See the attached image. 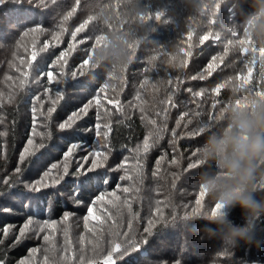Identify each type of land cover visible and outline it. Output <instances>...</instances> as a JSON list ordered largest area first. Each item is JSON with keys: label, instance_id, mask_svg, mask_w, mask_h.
Instances as JSON below:
<instances>
[{"label": "trees", "instance_id": "16d2710c", "mask_svg": "<svg viewBox=\"0 0 264 264\" xmlns=\"http://www.w3.org/2000/svg\"><path fill=\"white\" fill-rule=\"evenodd\" d=\"M47 2L46 8L34 7L28 0L19 4L9 0L0 6V92L5 94V100L8 86L12 84V81L5 80V75H18L9 70L8 64L17 51L16 41L22 30L36 24L44 25L48 31L39 39L51 40V32L58 31L56 25L60 16L75 7V0ZM252 10L250 0H79L78 11L69 21L68 31L59 46L38 57L40 66L46 69L55 55L67 50L68 43L77 45L69 59L67 78L62 84L52 86L54 90H62L64 95L57 103V110L51 119L45 117L52 99H55L54 91L45 94L43 87L36 84H29L25 91L20 92L18 102L5 103L0 108V120H3L0 132L5 133L0 136V191L3 192L0 195V239H3L4 226H15L11 236L0 245V259L6 264H19V260L27 257L30 249L38 248L40 251L36 256L39 264H43V234L37 236L31 232L22 243L11 247L15 236L19 234V227L28 218H38L30 211L31 200L28 198L42 195L41 222L45 218L62 220L63 213H69L67 225L72 249L68 253L69 261L62 264H76L71 260V252L75 251L78 260L81 235L85 237V245L91 248L87 241L92 238V234L83 228V217L87 215L88 206L100 191L115 190L119 184L121 187L134 186L139 191L127 194L131 212L125 205L121 206L118 213L111 209L119 224L117 230L121 233L129 231L131 219L135 235L145 237L147 244L141 239L140 254L137 255L133 249L131 257L118 256L117 264H198L194 253L201 251L207 253L205 260L215 259V264H252L253 261L264 264V250L257 253L239 249L217 254L213 242L197 243L191 231L185 233L181 229L173 230L170 226L173 211L177 215L185 210L191 211L199 196L193 186L199 169L188 168L195 160L193 153L203 140L202 136H198L199 129L204 126L212 130L222 127L223 122L219 117L232 104L246 100L264 101V48L250 47L245 39L243 21ZM156 13L161 14L159 20L155 18ZM142 16L145 17L143 20ZM81 26L84 31L73 41L71 31L74 33ZM85 48H88L86 58ZM224 51L228 52L224 61L216 60L210 71H207L212 57L221 56ZM116 52L123 59H113ZM23 55L21 48L19 56ZM84 58L85 65L81 69L83 76L71 77L70 71L75 70ZM244 59L248 60L252 71L244 68ZM240 70L245 74L243 79ZM200 74L206 78L199 79ZM193 76L198 77L192 79ZM42 84H47L46 78ZM105 84L109 88L99 93L103 104L99 122L101 134L106 130L104 124L110 126L107 143L111 150L104 149L109 158L103 168L86 174L98 180L70 174L59 185L43 193H30L23 184L9 188L3 183L5 177H11L12 182L16 180L14 169L19 164V153L33 127V107L37 110V131L44 133L43 138H34L35 143L42 142L45 146L22 165L24 177L29 182L38 179L52 163L60 162L63 153L73 143L89 150L99 148L103 137L97 136L95 127L98 122L95 98ZM201 90L203 93L200 97H193L192 93ZM37 95L41 97L43 107L39 102L33 105ZM170 97L172 104L169 103ZM106 98L118 99L120 103L117 107L121 111L117 112ZM89 100L93 103L87 115L82 116L72 129L61 131L59 124L73 111L78 112ZM105 110L109 113L107 117L103 115ZM150 119H156L161 128L166 125V131H163V138L147 155L137 157V146L142 145L144 136L150 130H154L148 122ZM177 120H180L179 127ZM173 129L176 132L174 143ZM83 148L77 150V158L87 154ZM161 157L163 159L157 167L156 161ZM137 159L143 164L138 184L133 172ZM174 159L175 164L172 163ZM90 163L89 160L88 165ZM125 170L133 175V181L119 179L125 175ZM70 171L75 172V165ZM105 179L107 184L104 183ZM118 195L123 200L126 194ZM169 199L171 205L166 206ZM157 201H161L160 209L169 223L157 224L149 236L143 229L147 227V221L154 218ZM105 207L110 208L107 205ZM231 218L240 223V211H233ZM94 223L90 221V224ZM112 223L108 220L101 226L104 250L94 257L96 260L107 254V241L111 239L108 233ZM60 227L62 229L63 225ZM55 243L62 253V230L56 234ZM93 256L89 251L85 263Z\"/></svg>", "mask_w": 264, "mask_h": 264}, {"label": "snow or ice", "instance_id": "6c2138e0", "mask_svg": "<svg viewBox=\"0 0 264 264\" xmlns=\"http://www.w3.org/2000/svg\"><path fill=\"white\" fill-rule=\"evenodd\" d=\"M9 0H0V6H3L5 3H8ZM15 3H24L25 0H12ZM30 4H33L34 7L46 8L48 7L47 0H28ZM56 0H51V3H55ZM79 0H75V7L70 10L64 12L59 19V23L56 25L58 31L51 32V40L40 41L39 37L43 35L46 31H48L44 25L36 24L22 30L21 34L16 41V49L17 51L13 53V59L9 61L8 67L10 71H14L18 73L16 76L5 75L6 81H12L10 84L9 91L7 93V99L5 100V94L0 92V108L3 107L5 103L13 104L18 102V94L20 92L25 91L29 84L40 85L44 89L45 94H49L54 91L55 99H52L51 106L47 108L46 119H51L53 113L56 112V105L59 102L60 98L64 95L63 91L60 89H53V85H60L67 78V66L69 64V59L76 50L77 45L75 43H68L67 50H62L58 55H55L50 63L47 64V68L40 66L38 62V57L42 53L48 52L51 48L58 47L62 41L64 34L68 31V23L74 17L75 13L78 11ZM160 13H156V20L160 19ZM145 17H141L143 20ZM84 31L83 26L77 28L73 33L71 31L72 40L75 41L77 39L78 34ZM191 36V34H189ZM189 38V37H188ZM211 37L203 40L207 41ZM88 39V38H86ZM81 41H84L83 39ZM80 41V42H81ZM202 42V43H203ZM23 49L24 55L19 56V49ZM87 49H83L85 58L87 57ZM228 52L224 51V54L221 56H213L212 63H209L207 66V71H210L211 66L216 60L224 61ZM246 56V53L244 54ZM85 58L79 64V66L75 70L70 71L71 77L75 78L78 75L83 76V72L81 69L84 68ZM244 68H249V62L247 59H244L243 63ZM249 71H252L249 68ZM212 75V72L210 76ZM241 79L244 78L243 70H240ZM198 76H193L192 79H197ZM46 78L47 84L43 85L42 80ZM206 77L203 75H199V79L203 80ZM250 83V79H249ZM147 84L143 86L145 88ZM109 86L105 84L103 87L99 89L97 96L95 98V105L97 108V124L95 125L97 129V136L103 137V143L99 148L93 147L90 150L87 148H83V145L78 143H73L70 147H68L67 151L63 153V159L58 163H52L50 167L42 172L38 179H35L32 182H29L24 177V168L22 165L30 158L36 155V152L39 149H42L45 145L41 142L39 144L35 143V137L40 136L43 138L44 133L37 131L36 124V108H32L33 112V127L31 134L27 139V143L25 144L23 150L19 153V164L14 169V174L16 177L15 182L11 181V177H5L3 183L7 185L9 188H14L18 184H23L24 188L30 193H43L45 190L59 185L62 181L65 180L67 176L76 175V176H85L86 179H99L87 177L86 174L88 172H93L99 168H103L105 166L106 161L109 156L104 149H108L110 146L108 142V136L110 132L109 124H104V128L106 129L101 134V112L100 109L103 107L102 101L99 98V93H104ZM176 91V89L174 90ZM189 91H191L189 89ZM203 93V90L192 93L193 97H200ZM139 99V96L137 97ZM108 103H111L113 107L116 108L117 112L121 111V108L117 107L120 101L115 98H106ZM40 103V106L43 107V103L41 102V97L37 95L33 99V105ZM93 101L89 100L79 111H73L71 115L67 117L62 123L59 124V129L61 131L72 129V127L77 123L78 120L82 118V116L87 115V110L91 107ZM169 103L172 104V97H170ZM175 107V105H172ZM141 112L143 109L141 108ZM108 111L105 110L103 113L104 117L108 116ZM40 115H44V113H40ZM167 118V111H165V119ZM143 119V116H142ZM154 130H150L147 135L143 138L142 145L137 146L136 154L139 157L141 154L147 155L149 151L155 146V144L163 138V131H166V125L161 128L158 125L156 119H150L148 121ZM0 123H3V120H0ZM177 127L180 126V120H177ZM173 134V143L175 142L176 132L175 129L172 130ZM4 132H0V136H4ZM99 143V141H98ZM87 152L86 155L81 156L79 158L76 157L77 150L82 149ZM163 157L156 161L157 167L159 166ZM89 160L91 161L90 165H88ZM173 164L176 163L174 159L172 161ZM75 165V172H71L70 170ZM88 165V167H85ZM123 167V165H121ZM143 164L137 159L136 163L133 165V172L135 173V181L138 184L142 177ZM121 181L128 180L133 181V175L128 174V171L125 170V175H122L119 178ZM104 183L107 184L108 181L105 179ZM136 191L139 189L134 186H125L121 187L119 184L116 185L115 190L108 191H100L98 195L92 200L91 205L87 208V215L83 217V228L86 232L92 234V238L87 241L88 245H91L89 249L85 245V237L81 235L80 243L81 248L79 250V258L76 259L75 251L71 252V260L75 261L76 264H85L86 255L89 251H91L94 256L89 257L87 259V264H117V257H124L128 255L132 256L133 249L136 250V254L139 255L141 252L140 249V240H145V245L147 244V239L143 236L137 237L134 233L133 224L131 219L128 223L129 231L121 233L117 229L119 228V224L113 217V213L111 209H115L117 213L122 205H125L129 208L131 212V202L127 198V194L130 192ZM118 193H124L125 198L122 200L121 196ZM0 195H3V192L0 191ZM31 200L29 204L30 211L34 212L37 219L28 218L26 222L23 223L21 227H19V234L15 236L14 242L11 245L12 248L16 247L22 241L28 237V234L31 232H35L37 236L43 234L42 239L44 242V256H43V264H62V262L69 261L70 257L68 253L72 249L71 241L69 240V228L67 222L69 220V213L65 211L63 213L62 220L56 219H43L42 222L39 217L43 216V199L42 195L34 196L28 198ZM202 197L198 196L196 199V204L200 203ZM161 201H157V209L156 213L153 214L154 218L149 219L147 221V227L143 229V232L148 234L149 236L152 234V230L160 224L161 222L169 223L166 220L163 212L160 209ZM110 206V208L105 206ZM171 205V200L169 199L166 202V206ZM174 207V206H173ZM5 211H11L10 209H5ZM177 214L175 211L172 213L171 221L173 222L174 217ZM108 220L113 221L112 225L109 228V236L111 239L107 241L109 248L107 250V254L103 255L102 258L97 261L94 257L99 256L100 253L104 250L103 241H104V232L101 230V226ZM90 221H94V224H90ZM61 225L63 228L61 229ZM14 225H6L3 227V239H0V245H3L5 241L11 236ZM63 231L64 234V246L63 252L61 253V249L55 243L56 234L59 231ZM40 250L38 248H32L29 250L27 257L19 260V264H39V260L36 256L37 252ZM0 264H6V261L0 259Z\"/></svg>", "mask_w": 264, "mask_h": 264}, {"label": "clouds", "instance_id": "9594fccd", "mask_svg": "<svg viewBox=\"0 0 264 264\" xmlns=\"http://www.w3.org/2000/svg\"><path fill=\"white\" fill-rule=\"evenodd\" d=\"M250 3L253 10L243 21L245 39L250 47L264 48V0ZM113 59L123 56L116 52ZM219 120L223 126L216 130L199 129L203 140L188 165L199 169L193 186L202 200L174 217L170 226L191 231L197 243L213 242L217 254L239 249L258 253L264 250V101L232 104ZM237 209L240 223L231 218ZM194 255L198 264H215V259H204L203 251Z\"/></svg>", "mask_w": 264, "mask_h": 264}, {"label": "rangeland", "instance_id": "374dc122", "mask_svg": "<svg viewBox=\"0 0 264 264\" xmlns=\"http://www.w3.org/2000/svg\"><path fill=\"white\" fill-rule=\"evenodd\" d=\"M100 259H101V258H100ZM100 259H98L97 261H99ZM85 264H87V262H86Z\"/></svg>", "mask_w": 264, "mask_h": 264}]
</instances>
